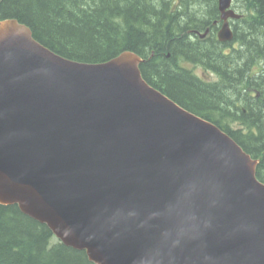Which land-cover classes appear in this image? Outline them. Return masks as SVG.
<instances>
[{
	"label": "water",
	"instance_id": "95a60500",
	"mask_svg": "<svg viewBox=\"0 0 264 264\" xmlns=\"http://www.w3.org/2000/svg\"><path fill=\"white\" fill-rule=\"evenodd\" d=\"M230 7L218 0L223 43ZM141 62L71 61L0 21V204L95 264H264L258 161Z\"/></svg>",
	"mask_w": 264,
	"mask_h": 264
},
{
	"label": "trees",
	"instance_id": "16d2710c",
	"mask_svg": "<svg viewBox=\"0 0 264 264\" xmlns=\"http://www.w3.org/2000/svg\"><path fill=\"white\" fill-rule=\"evenodd\" d=\"M218 0H0L57 55L85 64L137 54L141 76L187 111L213 123L251 158L264 183V0H232L240 17L221 43ZM208 30L204 37H200ZM183 64L213 76L203 80ZM0 264H95L56 240L16 205L0 204Z\"/></svg>",
	"mask_w": 264,
	"mask_h": 264
},
{
	"label": "bare ground",
	"instance_id": "6f19581e",
	"mask_svg": "<svg viewBox=\"0 0 264 264\" xmlns=\"http://www.w3.org/2000/svg\"><path fill=\"white\" fill-rule=\"evenodd\" d=\"M136 55H137V54H136ZM137 56H138V55H137ZM138 57H139V56H138ZM140 59H141V58H140ZM190 65H191V64H190ZM191 66H192V65H191ZM192 68H195V67L192 66Z\"/></svg>",
	"mask_w": 264,
	"mask_h": 264
}]
</instances>
